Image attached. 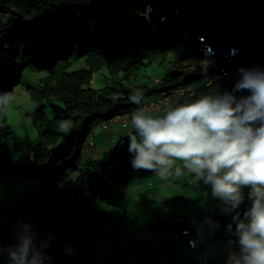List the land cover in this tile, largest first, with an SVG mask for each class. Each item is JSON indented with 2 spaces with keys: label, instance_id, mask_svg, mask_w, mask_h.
I'll return each instance as SVG.
<instances>
[{
  "label": "trees",
  "instance_id": "obj_1",
  "mask_svg": "<svg viewBox=\"0 0 264 264\" xmlns=\"http://www.w3.org/2000/svg\"><path fill=\"white\" fill-rule=\"evenodd\" d=\"M144 9L142 0H0V63L1 58L13 59L9 64L3 60L0 68V73L5 72L2 77L0 74V129L10 128L7 124L10 98L5 100L6 96L17 95L15 88L24 86L28 104L29 99L35 104L27 112L36 131L34 137L25 139L8 129L0 134V177H9L16 170L18 179L28 183L14 201L5 202L11 217L0 227V251L8 257L20 260L24 256H36L38 261H49V264H72L69 259L75 258V251L70 243L83 250L88 242L87 232L93 234L96 242L116 241L117 247L131 236L132 232L123 236L117 233L119 219L130 212L122 207V197L133 184V176L141 172L128 167L135 156L129 151L130 135H136L138 142L141 137L133 125L122 127L127 129L126 135H118L114 146L108 148L106 142L95 152L94 148L87 147L94 134V124L100 119L131 114L142 104V96L157 98L162 91L190 86L196 94L202 86L190 85L191 72L179 71L174 64L165 72L141 74L138 68L150 56L146 50L165 49L159 34L143 19ZM80 41L91 49L75 54ZM7 47L12 52L5 58ZM19 53L32 57L34 62L23 69L16 63ZM75 56L84 59L85 68L72 69ZM103 69L109 84L94 88L92 78ZM206 69L196 75L203 74L204 83L212 80L208 85L203 83L210 90L219 74L216 69L203 73ZM31 72H36L38 79L34 80ZM137 90L143 94L141 97L135 93ZM211 91L216 92V88L213 86ZM173 108L143 115L162 118ZM62 124L70 127L65 130ZM10 134L12 142L2 138ZM106 161L112 164L111 169ZM93 179L97 180L95 187H99L101 195L79 199L76 194L87 180ZM36 181L40 186L33 188ZM250 192L246 187L241 203L235 208L229 205L226 213L211 211V218L218 226L211 240L214 247H226L239 239L237 225L250 209ZM170 201L164 199L160 203L167 205ZM78 204L85 206L78 208ZM146 210H133L129 216L134 215L131 222L143 221ZM173 217L190 218L168 215L157 218L153 225L144 226L157 236V244L173 245L176 239L172 237L187 226L186 221L175 222ZM151 243L132 238L119 257L108 256L105 260H113L104 264H169L149 247ZM209 251L206 242L203 252ZM237 261L242 258L239 260V255L229 250L221 260L224 264H237Z\"/></svg>",
  "mask_w": 264,
  "mask_h": 264
},
{
  "label": "clouds",
  "instance_id": "obj_2",
  "mask_svg": "<svg viewBox=\"0 0 264 264\" xmlns=\"http://www.w3.org/2000/svg\"><path fill=\"white\" fill-rule=\"evenodd\" d=\"M209 69L213 68L207 65L206 72ZM209 81L204 84L213 83ZM189 88H192L193 95H185L186 100L195 95L194 87ZM239 88L248 90L250 95L243 97L234 107L232 99L225 101L205 97L170 110L162 118L143 115L151 112L131 115L130 126H134L141 140L138 142L136 135H130L129 151L135 153L132 161L134 169L155 171L161 178L170 174L176 161H182L183 168L194 174L196 180H203L212 186L214 197L230 201L229 205L233 204L234 208L242 200L240 189L244 187V193L246 187H249L252 203L244 214V220L237 225L243 254L242 261H237V264H264V79L246 78ZM135 93L138 97L143 95L139 90ZM132 99L136 100V97ZM155 100L152 98L149 101ZM102 121L108 122L107 119ZM257 122L259 126H256ZM61 127L66 130L70 124H62ZM87 146L93 148L91 144ZM181 174V169L176 167L175 175ZM189 184L193 185L192 180ZM211 211L213 209L201 213V217L208 214L213 220ZM173 220L186 221L187 226L172 238H185L189 250L200 247L203 251L207 237L204 236L205 242L201 241L199 234L203 228L198 226L195 218L173 217ZM214 227L215 233L217 223Z\"/></svg>",
  "mask_w": 264,
  "mask_h": 264
},
{
  "label": "rangeland",
  "instance_id": "obj_3",
  "mask_svg": "<svg viewBox=\"0 0 264 264\" xmlns=\"http://www.w3.org/2000/svg\"><path fill=\"white\" fill-rule=\"evenodd\" d=\"M170 43L172 44L173 41H171ZM76 49L77 51H75V54H82L85 51H89L91 48L84 41H80ZM11 52L12 48L7 47L4 53V57H10ZM146 52H148L147 55L149 54L150 56L145 60L146 64L144 66L141 65L138 68L141 74H156L162 71L165 72V69L169 65L174 64V66L179 71L191 72L193 76L191 77L190 85L193 84L196 87L202 85L200 86L201 90H199L198 93L187 100H183L178 107L190 103H195L196 101L205 97L232 101L223 94V88L220 84V75L215 76L216 83L213 84V86L216 88V92L211 91L213 86H210V90L205 89L206 87L203 83L206 77H204L203 74L196 75V72L200 73L203 69L207 68L208 64L206 62V59L203 56L191 57L188 54L189 48L186 46L184 41L179 42L176 47L173 48H154L146 50ZM1 59L2 60L0 63V68H2V62L4 58ZM12 60L13 59L9 58L8 60H4V62L5 64H9V62H11ZM33 60L34 59L32 57L19 53L16 63L18 64V66H23L22 68L26 69L34 62ZM72 61L73 70H80L82 68H85L83 58H77L75 56L74 60ZM205 72L206 70L203 73ZM105 73L106 76L104 75ZM3 74L1 75V77L3 76ZM31 75L34 80L38 79L39 77L36 72H31ZM106 77L107 72L105 69L95 73L92 78V86L94 88H102L108 85L109 83ZM208 82L210 81L207 80L206 84ZM190 90H192V88H190ZM207 90L210 91V93L206 92ZM15 93H17V95H7L5 98V100L10 98V102H8L7 106V124L10 126V128L0 129V134L3 131L6 132V130L8 129L10 133L12 131L13 135L22 136L24 137L23 139L32 138L35 136L36 131L31 123V116L29 115L30 113L27 112V108H35V104L30 101V99L28 104V95L24 90V86L15 88ZM142 98V103H146L153 97L151 96ZM174 109L175 108H173L172 110ZM154 116L159 117L157 115ZM102 120L103 119H100L95 122L94 127H96V130L95 133L92 134V136L97 140V146L103 145L106 138L110 136V134L117 135V133L120 132L121 135H126L127 129L122 128L119 123L115 125L113 123L105 122ZM2 138L9 142L13 141V136L11 134L5 135L4 137L2 136ZM113 139V142H109L107 147H112L115 145L116 139ZM100 156L102 155L100 154ZM106 166L110 167L111 169L112 164L109 161H106ZM98 167L99 169L103 168V166ZM128 167L130 168V170H134L133 163H129ZM176 167H179L181 169L182 174L180 176L175 175ZM135 170H140L141 172L138 175L133 176V184L129 185L127 187V190L125 191L127 193L129 191L131 194L128 195L127 193H125V196L122 197L124 200L122 202V207L128 208V211L130 212L127 213L126 217L122 216L119 219L120 227L117 233L119 236H123L128 232H132L131 236L128 239H124L122 241V244L117 247L118 243L116 241L98 243L95 241L93 234H89L87 232L88 235L86 236L88 238V242L85 244L83 250H80L78 245L74 242L70 243V247L75 251V258L69 259L72 264H104L108 260L112 261L113 258H109L106 260L105 258H107L108 256H112L115 259L119 257L118 254L122 253L124 245H130L132 238L151 241V248L155 249L158 252L159 257L169 264H174V262L178 264H211V262L221 264L223 254L228 250L231 254H238L239 260L242 258L243 254L241 252L239 239L229 245L225 244L228 245L226 247L221 246L220 248H217L216 246L214 247L211 243L215 231L214 225L216 223L210 219V216L207 213L206 217H201V213L208 212L212 209L215 212L219 213L229 211L230 201H225L220 197H214L212 194V186L210 184H205L203 180H196L194 174L189 173L186 169L183 168L182 161L175 162L173 168L170 170V174L166 178H161L155 171L146 169ZM116 175L119 176V174L117 173ZM17 176L18 175L16 174V170H13L9 173V177H6L4 179L0 177V179H2L0 182V227L6 224L7 220L11 217V213L5 205V202L14 201L16 196L18 197L19 195H21L23 189L28 187V183L21 182V179L19 180ZM96 179L99 180L97 177ZM96 179L87 180L85 182L84 188L80 192H78L76 196L81 200L86 198L87 196H95L98 198L101 195V191H99V187H95V183L97 181ZM190 180H192L193 185L189 184ZM38 183L39 182L37 181L36 183H33V188L39 187L40 185ZM243 191L244 187L240 189V194H242ZM164 199H169L172 201H170L167 205L160 203V201ZM97 202L100 201L97 200ZM84 206L85 204H78V208H83ZM136 208H147V214L143 221L136 220V222H131V217H133L134 215H131V217H129L130 213ZM168 215H184L194 217L198 226L203 228V232L199 234L200 239L202 242H205L204 236L206 235V240L209 243L210 251L204 253L202 250H200V247H198L195 251V254L192 255V250H189L188 246L186 245L185 238H177L176 243L171 247L157 244L155 241L157 239V236L152 234L144 226L153 225L156 223L157 218ZM96 225L98 226L99 224L97 223ZM16 256L17 255H15L14 257ZM3 258H5L6 261ZM0 264H49V261H38L36 256H30V258H26L24 256L20 260H15L12 259V257H8L6 253H2L0 251Z\"/></svg>",
  "mask_w": 264,
  "mask_h": 264
},
{
  "label": "water",
  "instance_id": "obj_4",
  "mask_svg": "<svg viewBox=\"0 0 264 264\" xmlns=\"http://www.w3.org/2000/svg\"><path fill=\"white\" fill-rule=\"evenodd\" d=\"M142 3L144 19L158 32L164 47L175 46L179 38L184 40L190 56H203L209 68L220 72L223 93L235 106L250 95L239 88L246 78L264 79V0Z\"/></svg>",
  "mask_w": 264,
  "mask_h": 264
},
{
  "label": "built area",
  "instance_id": "obj_5",
  "mask_svg": "<svg viewBox=\"0 0 264 264\" xmlns=\"http://www.w3.org/2000/svg\"><path fill=\"white\" fill-rule=\"evenodd\" d=\"M193 95V91L190 88H175L168 91H162L159 97L155 101H148L142 103L133 112L115 115L110 119H107L108 122L114 121L119 122L123 127L129 126L131 124L130 116L136 113H146V112H165L171 107L176 108L180 104L179 101L185 97V95Z\"/></svg>",
  "mask_w": 264,
  "mask_h": 264
},
{
  "label": "crops",
  "instance_id": "obj_6",
  "mask_svg": "<svg viewBox=\"0 0 264 264\" xmlns=\"http://www.w3.org/2000/svg\"><path fill=\"white\" fill-rule=\"evenodd\" d=\"M109 123H113V122H109ZM113 124L117 125L118 122L113 123ZM95 130H96V127H95V129L93 130V133H95ZM118 135H120V132H118L117 135H112V134H110V136H108V137L106 138L104 144H106V142H107V144H108L109 142L112 143V142H113L112 140H114L113 138H115V139L117 140ZM88 144H91V146L95 149V152H99V151L103 148V146H104V144L101 145V146H97V140L95 139V137H92V138L89 140ZM92 144H93V145H92ZM89 146H90V145H89ZM89 146H87V147H89ZM99 154H100V153H99ZM94 155H96V154H94ZM96 156H97V155H96ZM96 156H95V157H96Z\"/></svg>",
  "mask_w": 264,
  "mask_h": 264
}]
</instances>
